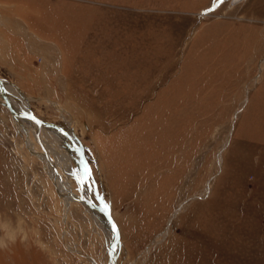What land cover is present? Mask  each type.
Here are the masks:
<instances>
[{"label": "rangeland", "instance_id": "obj_1", "mask_svg": "<svg viewBox=\"0 0 264 264\" xmlns=\"http://www.w3.org/2000/svg\"><path fill=\"white\" fill-rule=\"evenodd\" d=\"M0 3V80L75 134L118 264H264V0ZM46 152L1 104L0 264H107Z\"/></svg>", "mask_w": 264, "mask_h": 264}, {"label": "bare ground", "instance_id": "obj_2", "mask_svg": "<svg viewBox=\"0 0 264 264\" xmlns=\"http://www.w3.org/2000/svg\"><path fill=\"white\" fill-rule=\"evenodd\" d=\"M1 85L5 89L4 90L5 97L13 110H15L17 113L21 115L31 114L30 107H29V100L15 86L3 80H0V86ZM1 104L4 107H6L4 100L2 99V96L0 94V105ZM12 117L17 121L18 125L21 126L22 129H24V131L26 132L28 136H29V132H31L32 135L35 132L36 134H38L39 132V136L44 144L45 150L47 151L46 154L48 156V159H46L47 157L44 158L43 155L41 154L39 155L38 159H40L43 162L45 171L47 175L49 176L50 180L52 181L60 199L64 201L66 208H68L71 203H78L79 205L84 207L85 212L88 214L90 218V221L93 223V226L97 228L99 232L102 233V236H104L105 238V242H106L105 254L107 256V259H108V250H109L111 241L113 238L116 239V244L113 249V255L115 257V264H118L116 257L118 253H121V248H122L120 232L118 230V227L116 231L112 230L105 215L101 211L93 207L92 205L86 204L84 202V200H87L90 203H94L96 206H100L109 212V208L107 207V205L102 201H99V203L97 204L93 200L91 196L92 194L90 195V193L88 192L86 188L87 176L89 175L87 164H85V167H84L82 187L81 188L79 187L81 164L79 162L76 152L73 150L71 141L76 143L80 148L82 147L78 139L76 138L75 134L73 133V131L72 130L65 131L60 127L59 128L54 127L56 125L52 126L53 124H45L42 121H41L42 122L41 124H36L32 119L14 117V116ZM29 140L31 141L30 138ZM47 142H48V145H47ZM73 162L78 167V172H75L73 170L72 166L74 164L71 165V163ZM72 177H74V180L76 181V184L78 187L77 193H75L71 187ZM178 212H179V209L177 210L176 214H174V216H176ZM112 219L114 221L113 217ZM167 232H168V229L166 228L161 234L157 235L153 239L150 245L155 244L156 242L160 241L167 234ZM91 263L95 264L93 261H91ZM107 264H108V261H107Z\"/></svg>", "mask_w": 264, "mask_h": 264}, {"label": "water", "instance_id": "obj_3", "mask_svg": "<svg viewBox=\"0 0 264 264\" xmlns=\"http://www.w3.org/2000/svg\"><path fill=\"white\" fill-rule=\"evenodd\" d=\"M4 87L1 85L0 86V94L2 96V99L4 100V103L8 109V111L10 112V114L14 117H21V118H27V119H32L36 124H41V120L37 119L35 116H33L32 114H24V115H21L19 113H17L15 110H13L9 104V102L7 101L6 97H5V91H4ZM54 126V125H52ZM56 128H59L57 126H54ZM66 134V133H64ZM69 139V138H68ZM70 140V139H69ZM71 145L73 147V150L76 152L77 156H78V159H79V162L81 164V167H80V179H79V187L81 188L82 187V179H83V176H84V167H85V164H86V160H85V157H84V152H83V149L80 148L76 143H74L73 141H71ZM84 202L86 204H89V205H92L93 207H95L96 209H98L99 211H101L105 217L107 218L112 230L116 231L117 229V226L115 224V222L113 221L111 215H110V212H108L107 210H105L104 208L100 207V206H96L94 203H90L89 201L87 200H84ZM115 244H116V239L113 238L112 241H111V244L109 246V250H108V264H115V257L113 255V249L115 247Z\"/></svg>", "mask_w": 264, "mask_h": 264}, {"label": "crops", "instance_id": "obj_4", "mask_svg": "<svg viewBox=\"0 0 264 264\" xmlns=\"http://www.w3.org/2000/svg\"><path fill=\"white\" fill-rule=\"evenodd\" d=\"M0 7H5L6 9H8L9 10V8L5 5V4H2V3H0ZM12 12V11H11ZM14 13V12H13ZM14 15H15V17H17V18H15L16 20L18 19V20H21L20 18H18V16H17V14L16 13H14ZM22 22V21H21ZM23 24H24V22H22ZM22 24V25H23ZM21 37V36H20ZM12 38H14V41H17L18 39H17V37H12ZM22 38L23 37H21V40H22Z\"/></svg>", "mask_w": 264, "mask_h": 264}]
</instances>
